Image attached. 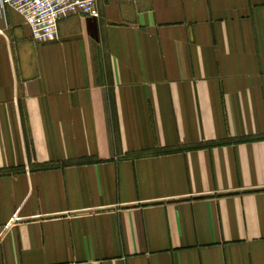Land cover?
<instances>
[{
  "label": "crops",
  "instance_id": "1",
  "mask_svg": "<svg viewBox=\"0 0 264 264\" xmlns=\"http://www.w3.org/2000/svg\"><path fill=\"white\" fill-rule=\"evenodd\" d=\"M97 7L0 3V264H264V0Z\"/></svg>",
  "mask_w": 264,
  "mask_h": 264
},
{
  "label": "built area",
  "instance_id": "2",
  "mask_svg": "<svg viewBox=\"0 0 264 264\" xmlns=\"http://www.w3.org/2000/svg\"><path fill=\"white\" fill-rule=\"evenodd\" d=\"M0 3L24 18L38 44L57 41L59 22L65 18L100 17L97 0H0Z\"/></svg>",
  "mask_w": 264,
  "mask_h": 264
}]
</instances>
